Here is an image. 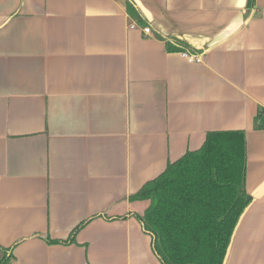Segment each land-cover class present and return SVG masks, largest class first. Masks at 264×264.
I'll use <instances>...</instances> for the list:
<instances>
[{
	"label": "crops",
	"instance_id": "0c3cea01",
	"mask_svg": "<svg viewBox=\"0 0 264 264\" xmlns=\"http://www.w3.org/2000/svg\"><path fill=\"white\" fill-rule=\"evenodd\" d=\"M132 1L145 26L126 0H0V247L160 264L132 215L150 203L129 198L208 133L243 131L253 202L225 264H264V0ZM175 35L198 62L168 52Z\"/></svg>",
	"mask_w": 264,
	"mask_h": 264
},
{
	"label": "trees",
	"instance_id": "16d2710c",
	"mask_svg": "<svg viewBox=\"0 0 264 264\" xmlns=\"http://www.w3.org/2000/svg\"><path fill=\"white\" fill-rule=\"evenodd\" d=\"M254 6L255 0H247L248 10ZM126 8L137 24L146 25L132 0H126ZM176 38L177 43L166 42L168 52L192 53L187 38ZM255 119L263 129V109ZM245 172L244 132L214 131L199 149L169 163L161 175L129 198L150 203L142 216L132 215L150 236L160 264H225L238 225L253 202L244 191ZM87 222L68 240H46L51 244L73 242ZM13 248L0 247V264H12Z\"/></svg>",
	"mask_w": 264,
	"mask_h": 264
},
{
	"label": "built area",
	"instance_id": "2783aa9c",
	"mask_svg": "<svg viewBox=\"0 0 264 264\" xmlns=\"http://www.w3.org/2000/svg\"><path fill=\"white\" fill-rule=\"evenodd\" d=\"M132 29L136 28L137 26L135 24L131 25L130 26ZM141 31L144 33V34H149L150 33V29L147 28V27H144L141 29ZM183 57L190 63H193V62H198L200 60V58L196 55H188V54H183Z\"/></svg>",
	"mask_w": 264,
	"mask_h": 264
},
{
	"label": "water",
	"instance_id": "95a60500",
	"mask_svg": "<svg viewBox=\"0 0 264 264\" xmlns=\"http://www.w3.org/2000/svg\"><path fill=\"white\" fill-rule=\"evenodd\" d=\"M225 263H226V261H225Z\"/></svg>",
	"mask_w": 264,
	"mask_h": 264
}]
</instances>
